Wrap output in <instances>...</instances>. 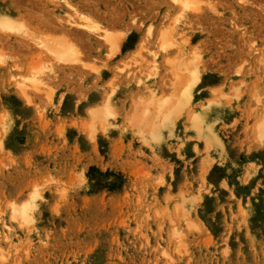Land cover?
<instances>
[{"label": "rangeland", "instance_id": "obj_1", "mask_svg": "<svg viewBox=\"0 0 264 264\" xmlns=\"http://www.w3.org/2000/svg\"><path fill=\"white\" fill-rule=\"evenodd\" d=\"M0 264H264V0H0Z\"/></svg>", "mask_w": 264, "mask_h": 264}, {"label": "bare ground", "instance_id": "obj_2", "mask_svg": "<svg viewBox=\"0 0 264 264\" xmlns=\"http://www.w3.org/2000/svg\"><path fill=\"white\" fill-rule=\"evenodd\" d=\"M91 27H93V26H91Z\"/></svg>", "mask_w": 264, "mask_h": 264}]
</instances>
